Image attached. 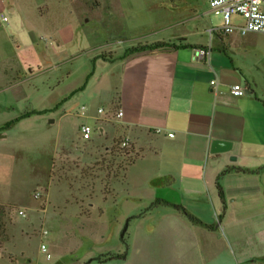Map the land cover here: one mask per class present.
<instances>
[{"label":"crops","instance_id":"0c3cea01","mask_svg":"<svg viewBox=\"0 0 264 264\" xmlns=\"http://www.w3.org/2000/svg\"><path fill=\"white\" fill-rule=\"evenodd\" d=\"M0 14L6 17L0 47L4 43L12 47L10 63L2 70L4 83L0 82L3 109L17 103L18 79L24 70L32 73L36 57L32 43L25 49L6 33L12 19L32 34L22 0H0ZM209 29L204 35L177 32L180 45L195 49L178 44L125 53L163 36L147 40L146 34H140L118 43L107 39L84 50L90 63L84 79L90 76L82 90L91 89L88 103L95 109L81 106L84 111L79 114V108L76 116L93 129L89 141L117 132L118 138L129 142L134 160L124 172V183L130 187L124 200L139 207L124 217L132 218L135 225L144 224L145 241L135 246L137 254L144 251V264H154L150 247L162 241L172 248L168 254L174 264L178 259L196 264L194 257L197 264H249L253 257L247 246L253 249L263 243L262 229L247 234V224L255 220L247 221L264 213L254 197L257 187H264V96L258 92L257 68L236 62L228 46L230 35L236 33L209 34ZM233 84L249 93L231 96L228 90ZM98 108L102 114L96 113ZM117 110L122 113L119 119L114 117ZM213 140L229 142V151L211 153ZM225 169L228 172L221 174ZM217 185L225 202L219 221ZM154 202L158 204L149 208Z\"/></svg>","mask_w":264,"mask_h":264},{"label":"rangeland","instance_id":"374dc122","mask_svg":"<svg viewBox=\"0 0 264 264\" xmlns=\"http://www.w3.org/2000/svg\"><path fill=\"white\" fill-rule=\"evenodd\" d=\"M43 1L45 4L39 5L22 0L32 34L12 19L6 28L20 47L33 44L36 67L32 73L24 70L18 79L17 103L0 108V127L30 113L0 131V204L6 214L0 264H144V251H135L136 243L145 241L144 224L135 225L132 218L124 217L135 214L139 207L137 202L124 200L130 193L124 172L134 155L118 154L112 144L121 140L117 132L91 141H81L78 136L81 121L76 115L81 106L92 104L88 102L93 96L91 89L78 90L90 66L84 50L100 41L118 43L140 34H146L147 40L163 35L154 43L177 46L181 42L177 32L204 35L206 29L218 28L221 18L208 12V0ZM4 14L9 20L6 10ZM5 26L0 24L1 29ZM154 43L135 47L146 49ZM228 46L237 63L257 68L258 92L264 96V34H231ZM11 49L5 43L0 47L2 83ZM127 50L125 53H130ZM90 107L95 109V105ZM52 163L54 179L50 177ZM257 188L254 197L264 209V187ZM36 191L41 194L38 200L32 197ZM20 210L23 216L17 214ZM247 222L248 235L259 229L264 233V213ZM262 241L253 249L247 246L253 257L249 264H264ZM40 244L47 248L49 260L38 251ZM150 251L151 263L174 264L168 254L172 248L163 241ZM122 253L123 260H92ZM194 260L197 264L198 258ZM175 263L186 264L181 259Z\"/></svg>","mask_w":264,"mask_h":264},{"label":"built area","instance_id":"2783aa9c","mask_svg":"<svg viewBox=\"0 0 264 264\" xmlns=\"http://www.w3.org/2000/svg\"><path fill=\"white\" fill-rule=\"evenodd\" d=\"M208 12L220 16L221 25L218 28H211L208 30L209 34L220 32L223 35L236 33L239 36H246L248 34L259 33L264 34V0H208ZM6 22V17L0 14V23ZM199 55L204 56L205 52L199 50ZM210 85H215V81H211ZM229 94L233 97H241L246 94L245 87L239 84H233L229 87ZM84 111L80 107V113ZM97 114H102V109H96ZM122 113L117 110L114 114L115 119H119ZM78 134L81 141H89L93 135V129L87 124H81L78 128ZM171 136V135H169ZM119 148L130 151V145L127 139L120 140ZM41 194L36 191L33 192L32 197L39 199ZM45 202H41L44 205ZM18 215L23 216L20 210ZM44 233H46L44 231ZM38 251L44 255L46 260H49L50 255L47 253V248L44 244H40Z\"/></svg>","mask_w":264,"mask_h":264},{"label":"trees","instance_id":"16d2710c","mask_svg":"<svg viewBox=\"0 0 264 264\" xmlns=\"http://www.w3.org/2000/svg\"><path fill=\"white\" fill-rule=\"evenodd\" d=\"M165 46L176 47V45H165L163 43H154V44L148 45L146 47V49H155V48H160V47H165ZM180 46L183 47V48H192V49L197 48L196 46H191V45H180ZM139 50H143V49H141L139 46H137V47H133V48L128 49L127 52H135V51H139ZM100 57L102 58V56H100ZM89 76H90V73L86 75L82 87L80 89H78V90H81L84 87V85H85V83H86V81H87V79H88ZM42 112H44V111H34L32 113L33 114H41ZM29 114L30 113H25L24 115H22V116H20L18 118H15V119H13V120L5 123L2 127H0V131L1 130H4V129H7L10 124H13V123L17 122L19 119L28 117ZM114 141L115 140L112 141V144H114V146H116L118 154L120 152H122L121 153L122 156L123 155L124 156H126V155L129 156L130 155V151L129 152H126V150L119 148L120 140L119 141H115V142ZM114 146H113V150H115V147ZM130 163L127 166H129ZM52 170H53V163H52V166H51L50 177H51V179H54V175H53ZM228 170L229 169H225L224 171H222L221 174H224V173L228 172ZM236 170L237 171H240V172H248V171H243L241 169H236ZM216 190H217V196H218L219 201H220V204H221V206H220V212H219V215L217 217V220L219 221L221 219V217H222V214H223L224 210H225V202H224V199H223L222 191H221L220 187H218V185L216 187ZM157 204H158V202H154V203L151 204V206L149 208H152L153 206H155ZM5 215H6L5 214V207H4V205H1L0 204V243L6 241V235H5V229H4V225H5V223H4ZM187 218L189 220L193 221V219L190 216H187ZM124 258H125V253H122V254H105V255H100V256L92 259V260H95V261H97L99 263H102V262L109 261V260H123Z\"/></svg>","mask_w":264,"mask_h":264},{"label":"water","instance_id":"95a60500","mask_svg":"<svg viewBox=\"0 0 264 264\" xmlns=\"http://www.w3.org/2000/svg\"><path fill=\"white\" fill-rule=\"evenodd\" d=\"M246 93L248 94L249 92L246 91ZM230 147L231 144L229 142L221 141V140H213L210 145V152L216 154L226 153L229 151ZM125 229H126V224H124L120 237H122ZM88 262L90 261L88 260L87 263Z\"/></svg>","mask_w":264,"mask_h":264}]
</instances>
